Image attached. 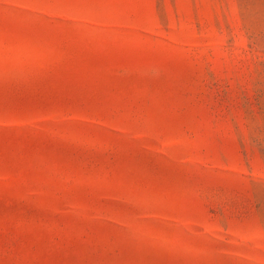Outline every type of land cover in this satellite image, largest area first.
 Listing matches in <instances>:
<instances>
[{
  "label": "rangeland",
  "instance_id": "374dc122",
  "mask_svg": "<svg viewBox=\"0 0 264 264\" xmlns=\"http://www.w3.org/2000/svg\"><path fill=\"white\" fill-rule=\"evenodd\" d=\"M0 264H264V0H0Z\"/></svg>",
  "mask_w": 264,
  "mask_h": 264
}]
</instances>
